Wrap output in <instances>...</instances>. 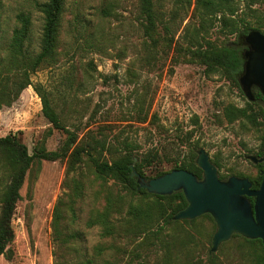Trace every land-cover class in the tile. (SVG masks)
Listing matches in <instances>:
<instances>
[{
	"label": "rangeland",
	"instance_id": "obj_1",
	"mask_svg": "<svg viewBox=\"0 0 264 264\" xmlns=\"http://www.w3.org/2000/svg\"><path fill=\"white\" fill-rule=\"evenodd\" d=\"M43 1L0 0V70L6 69L1 75L7 87V96L0 102V137L15 136L29 154L40 145L48 151L60 149L67 135L54 130L43 117L40 97L33 88L41 85L52 94L55 109L76 143L97 145L94 156L100 160L115 159L125 148L133 150L135 159L151 154L156 158L145 171L146 179L160 171L170 172L175 162L191 152L196 156L202 148L218 164L219 178L257 177L259 168L246 157L261 156L264 150L262 120L256 127L246 119L228 122L227 107L248 108L250 102L228 76L207 72L190 53L234 41V35L221 29L220 15L205 19L202 11L195 10V0L189 5L185 0H150L155 25L146 33L140 0H65L55 63L29 72L31 85L16 94L14 83L23 68L14 65L8 52L12 31L18 26L16 15H31L25 46L28 56L34 57L43 26L35 3ZM234 7L236 17L251 25L264 24V0L252 5L236 0ZM19 166L17 148L0 144V225L4 198ZM76 180L84 188L74 198L72 216L67 198L72 188L66 184L72 186ZM105 191L122 196L121 211L113 220L123 225L128 207L140 204V196L126 195L112 179H97L86 157L71 174H66L65 160L35 161L25 176L12 219L14 241L0 256V264H56L83 255L95 264L106 255L119 264L130 260L160 263L165 249L156 250L144 236L118 230L113 238H104L101 226L87 225L102 212ZM60 199L64 202L59 205L61 233L70 237L67 247L53 229ZM176 229L166 225L164 241H170ZM197 231L200 241L191 255L192 264H248L249 252L240 238L231 237L217 252H210L216 231L213 219L197 223Z\"/></svg>",
	"mask_w": 264,
	"mask_h": 264
},
{
	"label": "trees",
	"instance_id": "obj_2",
	"mask_svg": "<svg viewBox=\"0 0 264 264\" xmlns=\"http://www.w3.org/2000/svg\"><path fill=\"white\" fill-rule=\"evenodd\" d=\"M142 13L144 14L147 24L145 25V32L151 31L155 25L153 19V12L150 0H140ZM248 5H252L261 0H246ZM191 4V0H185ZM236 0H195V10L202 11L205 19L217 18L220 15L219 22L221 29L227 31L228 35H234L232 43H226L219 48L201 47L197 51H190L192 56L200 59L205 66V70L209 73L220 72L229 77V79L238 86L237 78L242 69L243 59L241 52L244 49L241 37L246 35L251 30H258L264 32V24L256 23L249 24L245 18L236 17L235 13ZM65 0H44L41 3H35L36 8L42 15L43 26L39 43V51L34 57H29L27 47L25 46L30 39L31 32V15L27 12H20L16 15L18 26L12 31L11 40L8 44V52L13 57L14 65L23 68L16 86L18 94L27 86L31 85L29 79V72H34L38 67L44 64H54L55 54L58 42V34L60 28V20L64 9ZM226 12V14H225ZM190 50V49H189ZM20 64V65H19ZM0 70V102L2 98L7 96L6 83L2 79V72ZM239 87V86H238ZM35 92L39 95L41 100V112L43 117L49 122L54 130H62L66 133V139L59 150L48 151L44 145L36 146L33 153L29 154L27 147L20 142L15 136L8 135L0 137V144L8 143L18 150V159L20 162L18 175L13 181L10 190L4 198L5 209L3 213V220L0 225V256L3 255L14 241V230L12 228V219L15 213L17 202L20 200V189L23 186L25 176L35 161H66V174H71L79 168L83 162V157H86L93 168V174L97 179L106 180L112 179L125 189L126 195L140 196L141 203L135 206H129L124 217L123 225L117 221L120 226L116 225L113 216L120 213L122 208V196H113L109 191H105V201L103 210L97 216L88 221V226H101V236L104 238H113L118 230L127 233H134L137 237L144 236L145 241H149L150 246L156 250L163 248L165 253L160 263L156 264H192V253L200 241V234L197 231V223L204 219L212 220V217L205 214L194 220L173 221L172 217L184 210L187 207V202L182 191L174 192L171 195L160 196L149 194L144 189H139L136 178L131 177L132 162L134 159L133 150L125 148L120 153L119 157L115 159L100 160L94 156L99 149L97 145L86 144L81 146L76 143L74 134L66 129L63 125L59 114L57 113L53 104L52 94L43 88L41 85L33 86ZM255 100L247 104L248 108H238L229 106L224 110V116L228 122H233L238 119H246L252 126L256 127L260 124V119L264 124V96L253 89ZM256 107V108H254ZM101 148H104L103 146ZM102 150V149H101ZM263 153V151H262ZM260 155H263V154ZM195 154L191 152L186 159L175 162L171 170L183 169L193 173L198 179L202 178V171L195 164ZM134 170L140 177H145L146 169H149L155 158L151 154L145 156H136ZM215 167L219 168L218 164L213 162ZM259 173L255 179H249L252 183V189H257L264 171V163L257 164ZM167 172H158L154 176L146 179H153ZM242 178V176H239ZM220 179H225L220 177ZM72 192L67 194L69 202V210L74 215L72 204L75 202L74 198H78L83 193L84 185L81 181L76 180L72 182ZM253 203L254 199H250ZM64 204L63 200H59L54 209L53 229L55 235L61 236L62 233V215L60 213V206ZM166 225H174L178 227L174 234L171 235L170 241H164L163 231ZM69 235H62L61 245L67 247ZM232 238H240L242 246L249 252L248 264H264V247L261 240H250L243 238L240 235H233ZM112 249H115L114 247ZM179 254L185 256L180 257ZM55 255V254H54ZM101 259L99 264H119L115 257H108ZM209 258H215L209 254ZM56 264H95L94 259L88 258L85 255L76 260L63 259ZM126 264H135L133 261H128ZM137 264H144L139 262Z\"/></svg>",
	"mask_w": 264,
	"mask_h": 264
},
{
	"label": "water",
	"instance_id": "obj_3",
	"mask_svg": "<svg viewBox=\"0 0 264 264\" xmlns=\"http://www.w3.org/2000/svg\"><path fill=\"white\" fill-rule=\"evenodd\" d=\"M241 41L243 64L237 82L247 100L253 102V88L264 96V32L251 30L241 37ZM246 160L260 164L264 162V155L260 158L247 156ZM135 162L134 158L131 177L136 178L139 189L160 196L183 192L187 207L176 213L173 221L194 220L205 214L212 217L216 231L211 240V253L217 252L233 235L259 239L264 247V171L260 173L262 179L258 188L252 189L248 178L230 176L221 180L217 168L202 148L197 150L195 158L196 166L202 171L201 179L189 171L174 169L146 180L133 169Z\"/></svg>",
	"mask_w": 264,
	"mask_h": 264
},
{
	"label": "flooded vegetation",
	"instance_id": "obj_4",
	"mask_svg": "<svg viewBox=\"0 0 264 264\" xmlns=\"http://www.w3.org/2000/svg\"><path fill=\"white\" fill-rule=\"evenodd\" d=\"M254 89V88H253ZM257 89V88H256ZM259 91V90H258ZM263 155H264V150H263V153H262ZM263 155H261V156H256V157H258V158H260V157H262ZM264 163V162H263ZM257 165V164H256Z\"/></svg>",
	"mask_w": 264,
	"mask_h": 264
}]
</instances>
